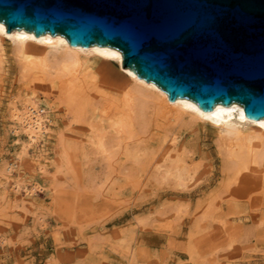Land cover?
Instances as JSON below:
<instances>
[{"label": "rangeland", "instance_id": "1", "mask_svg": "<svg viewBox=\"0 0 264 264\" xmlns=\"http://www.w3.org/2000/svg\"><path fill=\"white\" fill-rule=\"evenodd\" d=\"M9 52L6 39L0 64V264H264V217L250 219L249 207L219 206L239 180L221 172L211 130L170 127L166 140L177 137L191 170L185 187L163 186L141 170L144 159L160 160L161 148L170 144L163 145V131L154 126L133 140L137 163H116L109 173L104 163H74V141L86 138L74 135V86L39 75L21 79ZM86 62L79 77L104 96L129 84L116 62ZM25 100L38 107L47 132L32 143L10 114V107L21 111Z\"/></svg>", "mask_w": 264, "mask_h": 264}, {"label": "water", "instance_id": "2", "mask_svg": "<svg viewBox=\"0 0 264 264\" xmlns=\"http://www.w3.org/2000/svg\"><path fill=\"white\" fill-rule=\"evenodd\" d=\"M0 23L118 51L170 102L264 117V0H0Z\"/></svg>", "mask_w": 264, "mask_h": 264}, {"label": "bare ground", "instance_id": "3", "mask_svg": "<svg viewBox=\"0 0 264 264\" xmlns=\"http://www.w3.org/2000/svg\"><path fill=\"white\" fill-rule=\"evenodd\" d=\"M6 39L9 41V54L21 79L32 81L35 75H39L48 83L55 82L68 88L74 86V135L77 138L82 135L86 137L81 144L74 141V163H104L108 173L115 172L116 163H137L138 143L135 145L133 140L136 141L137 133L141 132L142 135L150 126H154L163 131V145L167 142L170 144L160 145L163 146L160 160H153L154 157L147 161L144 159L141 163L147 165L141 170L163 186L185 187L186 181H190L187 179L191 171L186 165L185 152H179L176 136L171 134L169 141L166 138L171 126L206 128L214 135V144L222 164L221 172H230L234 180H239L234 194L226 189L231 197L221 201L219 206L233 204L240 211L249 207L254 211L250 219L264 217V117L246 119L241 106L236 103L228 106L218 104L207 112L198 109L187 99L170 102L155 85L122 68L118 51L98 46L71 47L65 39L48 33L36 37L22 29L6 32L1 23L0 64L3 62L2 43ZM88 57L104 65L116 62L129 84L111 96H104L91 83L84 85L79 72ZM10 114L25 133L27 143H32L39 132L47 133L42 126L38 107L30 100L22 103L21 111L10 107ZM14 132L17 133V130ZM179 163L185 164L181 166ZM245 170L249 171L248 175H243ZM250 171L255 175H251ZM242 194L246 200L240 199Z\"/></svg>", "mask_w": 264, "mask_h": 264}]
</instances>
